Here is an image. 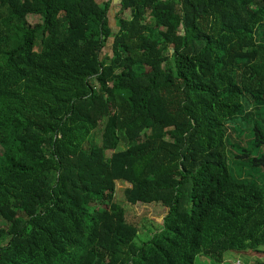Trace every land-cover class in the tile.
I'll use <instances>...</instances> for the list:
<instances>
[{
    "label": "trees",
    "instance_id": "obj_1",
    "mask_svg": "<svg viewBox=\"0 0 264 264\" xmlns=\"http://www.w3.org/2000/svg\"><path fill=\"white\" fill-rule=\"evenodd\" d=\"M112 3L0 0V264H241L264 247V0H118L111 27Z\"/></svg>",
    "mask_w": 264,
    "mask_h": 264
},
{
    "label": "rangeland",
    "instance_id": "obj_2",
    "mask_svg": "<svg viewBox=\"0 0 264 264\" xmlns=\"http://www.w3.org/2000/svg\"><path fill=\"white\" fill-rule=\"evenodd\" d=\"M99 2H101V0H98ZM117 6H118V0H113L112 3V7L108 13L109 15V25L111 27L114 26V22H113V17H114V13L117 12ZM26 21L29 24H36L38 22L41 21L40 18L38 17H33V16H27L26 17ZM106 51H109V49H106ZM240 122V121H239ZM235 123L232 125V129L237 133L238 131L241 132V123ZM243 133V132H242ZM263 168H260V172H263ZM240 173H242L243 175L247 174V173H243L245 172L243 169L239 170ZM249 173H251L254 177H258L259 173L258 171L255 170H251ZM122 184L119 182H116V187H117V192L118 195L116 196L115 200L119 201L123 206L126 205V210L128 209L129 212L131 214H133L134 216L138 217V218H142V219H147V223L143 224L141 226V231H139V235L142 234L143 231H146V229L150 232V231H155V229L158 228L157 225L161 224L164 220V217L166 216V211L156 207L154 205H127L122 199H121V189H122ZM141 224V223H140ZM147 232V231H146ZM249 251V250H248ZM248 251H234V252H229L227 255V260H232V263H235V259H239L241 264H251V262L255 261L256 259H262L261 257L264 256V247L261 248V251L259 252H252L248 254ZM251 251V250H250ZM212 260H210L209 257L204 256V255H199L196 257L194 264H211ZM222 264H225L222 263Z\"/></svg>",
    "mask_w": 264,
    "mask_h": 264
}]
</instances>
